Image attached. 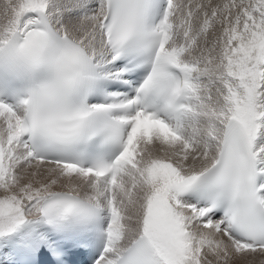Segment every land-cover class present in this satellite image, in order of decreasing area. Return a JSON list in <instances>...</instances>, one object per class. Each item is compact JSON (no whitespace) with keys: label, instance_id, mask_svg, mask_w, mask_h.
Instances as JSON below:
<instances>
[{"label":"snow or ice","instance_id":"1","mask_svg":"<svg viewBox=\"0 0 264 264\" xmlns=\"http://www.w3.org/2000/svg\"><path fill=\"white\" fill-rule=\"evenodd\" d=\"M0 264H264V0H0Z\"/></svg>","mask_w":264,"mask_h":264}]
</instances>
